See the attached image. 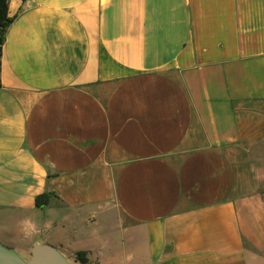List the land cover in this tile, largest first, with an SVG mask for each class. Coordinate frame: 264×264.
I'll use <instances>...</instances> for the list:
<instances>
[{
	"label": "crops",
	"instance_id": "0c3cea01",
	"mask_svg": "<svg viewBox=\"0 0 264 264\" xmlns=\"http://www.w3.org/2000/svg\"><path fill=\"white\" fill-rule=\"evenodd\" d=\"M7 7L0 244L264 264V0Z\"/></svg>",
	"mask_w": 264,
	"mask_h": 264
},
{
	"label": "water",
	"instance_id": "95a60500",
	"mask_svg": "<svg viewBox=\"0 0 264 264\" xmlns=\"http://www.w3.org/2000/svg\"><path fill=\"white\" fill-rule=\"evenodd\" d=\"M0 264H70L55 248L49 245H34L30 258L24 260L19 255L0 244Z\"/></svg>",
	"mask_w": 264,
	"mask_h": 264
},
{
	"label": "trees",
	"instance_id": "16d2710c",
	"mask_svg": "<svg viewBox=\"0 0 264 264\" xmlns=\"http://www.w3.org/2000/svg\"><path fill=\"white\" fill-rule=\"evenodd\" d=\"M7 10H8L7 0H0V48L3 43L4 32L7 26L12 21V18L8 16ZM49 201H50L49 194L44 193V194L38 195L35 198L34 204L36 208H43L49 204ZM75 258L80 264L87 263V260L85 258V252H78Z\"/></svg>",
	"mask_w": 264,
	"mask_h": 264
},
{
	"label": "rangeland",
	"instance_id": "374dc122",
	"mask_svg": "<svg viewBox=\"0 0 264 264\" xmlns=\"http://www.w3.org/2000/svg\"><path fill=\"white\" fill-rule=\"evenodd\" d=\"M18 253L23 257L24 260H27L30 258V252L27 254L24 251H18Z\"/></svg>",
	"mask_w": 264,
	"mask_h": 264
}]
</instances>
